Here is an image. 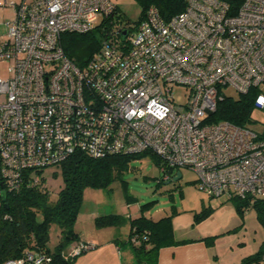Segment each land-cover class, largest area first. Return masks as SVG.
Here are the masks:
<instances>
[{"label": "built area", "instance_id": "1", "mask_svg": "<svg viewBox=\"0 0 264 264\" xmlns=\"http://www.w3.org/2000/svg\"><path fill=\"white\" fill-rule=\"evenodd\" d=\"M186 1L168 20L151 8L124 37L114 28L79 67L64 55L61 36L93 28L112 14V0L10 2L13 16L0 35V61L8 62V76H0L6 190L19 188L24 171L58 165L75 151L94 159L150 151L165 180L187 168L208 196L264 198V136L229 121L203 122L229 86L242 94L254 88V107H264V0H242L234 14L221 0ZM175 86L186 89L183 102ZM93 247L79 241L63 257ZM50 259L28 252L4 264Z\"/></svg>", "mask_w": 264, "mask_h": 264}, {"label": "trees", "instance_id": "2", "mask_svg": "<svg viewBox=\"0 0 264 264\" xmlns=\"http://www.w3.org/2000/svg\"><path fill=\"white\" fill-rule=\"evenodd\" d=\"M140 11L136 20L130 22L122 9L115 4L112 14L102 19L93 28L83 33L66 32L61 36V45L69 59L81 66L95 53L103 39L110 36L114 28H120V36L133 32L138 24L146 18L148 10L155 9L159 17L168 20L174 14L185 9L186 0H133ZM228 4L230 14L240 6L242 0H221ZM123 31H126L125 34ZM256 90L237 96H224L218 101L215 111L205 117L204 123L229 121L236 125L247 126L250 113L254 107ZM149 153L154 162L160 164V159L150 151L138 154L105 155L89 157L80 151L73 152L65 161L58 164L61 170L63 185L57 192V197L49 201L44 180L39 179L35 185L29 183L33 174L38 175L42 169L24 171L23 182L17 190H6L5 181L0 174V191L5 189V199L0 194V264L10 259L24 258L28 252H42L48 255L50 261L41 264H71L76 257L65 259L63 253L69 245L82 241L75 229L77 216L83 200L84 187H107L114 179H121L122 187L127 197V183L122 174L130 169V162ZM1 167V162H0ZM40 176V174H39ZM1 193V192H0ZM233 207L240 217L248 208H253L259 224L264 228V198L250 201L248 197H230ZM152 203V202H151ZM140 206V215L129 221L130 235L128 242L134 254V264H156L159 247L176 244L173 236L171 215L157 220L144 215L145 208L151 204ZM144 207V208H143ZM211 213L210 206H204L194 214V221L199 222ZM255 218V219H256ZM124 221L122 215L116 213L102 214L94 218L98 228L119 226ZM56 224L58 240L53 248L48 246L50 226ZM134 238V240H133ZM24 264H31L25 261ZM238 264H264V239L257 250L247 254Z\"/></svg>", "mask_w": 264, "mask_h": 264}, {"label": "rangeland", "instance_id": "3", "mask_svg": "<svg viewBox=\"0 0 264 264\" xmlns=\"http://www.w3.org/2000/svg\"><path fill=\"white\" fill-rule=\"evenodd\" d=\"M122 9L132 23L136 20L140 11L138 4L134 3V1L123 3ZM6 17H3L2 20L6 19ZM99 21L100 18L94 26ZM6 31L7 26L3 22L0 24V35ZM7 66V61H0V76L3 78L8 76ZM186 92V89L175 86L174 97L176 101L183 102ZM223 92L226 96L234 97L239 95L238 91L230 86L223 88ZM249 121L247 126L260 136H264V107H252ZM154 161V158L147 153L130 162V169L122 174L123 180L127 183V197L122 187V181L119 178L114 179L107 187H84L83 200L77 213L75 229L85 232L88 231L89 225L94 226L92 225L94 222L90 221V224L86 222L90 213H94L96 216L109 213L122 215L124 221L122 224L120 222V225L116 227L114 236L121 239V242L118 243V249L123 253L127 249H132L131 244L125 241L127 238L125 236L127 235L126 229H128L130 219L138 217L141 212L140 206L149 202L152 203L145 208L144 215L154 220L167 214L171 215V222L176 226L175 234L178 237L185 235L188 224L194 220V214L201 211L204 206L215 207L223 201L226 202L224 204V212H221L220 208L217 212L210 215L207 222L211 226L217 223H224L230 217H233V219L238 218V213L229 197L225 195L221 197L208 196L205 191L197 186L195 172L187 168L174 169L172 176L176 170H179L181 177L175 181L167 182V180L163 179L160 164ZM39 174L37 175L38 179L43 178L44 185L47 187L49 201L55 200L58 189L63 185L60 166H46ZM172 176L169 180L172 179ZM243 214V226L240 227L238 224V228L225 229L218 235L209 238L208 243L213 247L212 249L217 255L218 261L216 264H238L241 258L246 256L245 254L254 252L261 239L264 238V228L257 221L255 210L248 208ZM223 223L222 225L226 227ZM100 229H102V232L98 235L99 238L108 236L109 232L106 230L108 228L102 227ZM111 231L115 230L111 229ZM58 232L57 225L52 224L48 242L50 248H53L57 243ZM231 244L233 247H229Z\"/></svg>", "mask_w": 264, "mask_h": 264}, {"label": "crops", "instance_id": "4", "mask_svg": "<svg viewBox=\"0 0 264 264\" xmlns=\"http://www.w3.org/2000/svg\"><path fill=\"white\" fill-rule=\"evenodd\" d=\"M20 1L22 0H0V24L4 22V24L7 26L8 20H10L13 16V9L11 8L10 2L16 4ZM130 1L133 0H112V2H114V4L119 6L121 9L123 3L125 4ZM5 16H7L6 19L2 20V18ZM224 204H226L225 201L221 202L218 206H210L211 213L203 220H200L199 222H195L194 220H192L185 230L187 232H185V235H183L182 237H178L175 234L176 226L175 224H172V234L174 236V239L179 242L172 245L162 246L161 248L159 247L156 255V264H216L218 261L216 257L217 255L214 253L212 249L213 247L208 243L209 238L218 235L222 231H225V229L229 230L234 227L238 228V224L240 225V227L243 226V217H240L238 214L237 219H233V217H230L229 219H226V222H222L226 227H224L222 223H217L211 226V224L207 222V220L210 218V215L214 212H217L218 209L221 208L220 211L224 212ZM95 217L96 215L94 213H90V215L86 219V222L88 224H90V221L94 222ZM105 228H108L106 230L107 232H109L108 236H106L105 238L98 237L100 232H102V229L98 228V226L96 227L95 225H89L88 231L85 232L76 230L78 238L80 240L92 243L94 247L86 250V253L83 252L80 255L76 256L71 264H134L135 258L132 249H127L123 253L118 249V243L121 242V239L114 236L116 233V227L108 226ZM111 229L115 231H111ZM126 231H124L127 233V235H125L127 236L125 241L129 243L128 235H130V225L128 226V229H126ZM229 247H233L232 244Z\"/></svg>", "mask_w": 264, "mask_h": 264}, {"label": "water", "instance_id": "5", "mask_svg": "<svg viewBox=\"0 0 264 264\" xmlns=\"http://www.w3.org/2000/svg\"><path fill=\"white\" fill-rule=\"evenodd\" d=\"M126 31H123V33L125 34ZM174 176H172V179L171 180H167V182H170V181H175L176 179H179L181 177V173L179 170H177L176 172H174ZM6 190L3 189L2 191H0L1 193V196H2V199L4 200L5 199V195H6Z\"/></svg>", "mask_w": 264, "mask_h": 264}]
</instances>
